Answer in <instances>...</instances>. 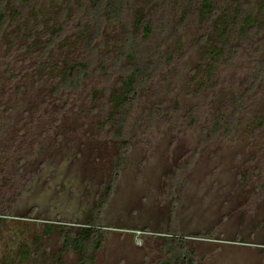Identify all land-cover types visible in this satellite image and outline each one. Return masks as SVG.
Here are the masks:
<instances>
[{
    "label": "rangeland",
    "instance_id": "1",
    "mask_svg": "<svg viewBox=\"0 0 264 264\" xmlns=\"http://www.w3.org/2000/svg\"><path fill=\"white\" fill-rule=\"evenodd\" d=\"M201 1L124 0L121 19L98 31L90 0H7L0 264H77L65 233L98 206L101 244L86 264H164L179 249L192 264H264V0H212L209 18ZM125 27L135 58L119 57ZM79 57L89 74L56 91ZM142 58L156 66L118 139L116 101Z\"/></svg>",
    "mask_w": 264,
    "mask_h": 264
},
{
    "label": "trees",
    "instance_id": "2",
    "mask_svg": "<svg viewBox=\"0 0 264 264\" xmlns=\"http://www.w3.org/2000/svg\"><path fill=\"white\" fill-rule=\"evenodd\" d=\"M91 2V10L89 13V20L94 23L96 30H100L101 25L104 21L107 20H120L123 14V3L124 0H90ZM202 13L204 17H213L215 16L217 10L213 7L212 0H202ZM11 21V14L7 7V0H0V34L5 32L7 26ZM151 25L143 26V30L145 32L146 38H149L150 34L153 32ZM253 32V28H250ZM95 32L96 34L98 33ZM64 36V30L61 27H58L50 34V39L46 43L44 48V53L48 52L49 49L54 47ZM97 35L91 36L86 41V51L87 58L91 60L94 54L93 42ZM203 40V38H201ZM201 39L199 41H201ZM206 39V38H205ZM198 41V42H199ZM204 42L206 40H203ZM119 44V57L129 59L130 57H137L139 55V51L137 49V43L135 38L132 36V33L128 27L123 28L121 31L120 39L118 41ZM223 44V43H222ZM227 49L225 45H222V50ZM261 51L264 52V43L260 46ZM235 48L232 47L230 49V53H234ZM225 52V51H224ZM229 53V54H230ZM220 55V52H216L215 55ZM153 65L156 66L152 62V60H146L142 58L140 62L130 67L128 76L124 81V90L118 95L117 98V110L120 115L119 123H118V135L117 138L120 139V130L123 128V124L128 118L129 113L133 109L138 97L140 95V88L147 84L149 78L152 75ZM152 66V67H150ZM91 68V62H87L82 60V58H78L75 61H72L65 71L62 72L59 83L56 91H62L64 89H77L80 87L82 80L89 74ZM125 146V147H124ZM126 144L121 145L119 154L116 158V163L114 167L113 180L116 181L119 170L121 168V164L125 155L127 153ZM107 188L106 192L109 194L111 191V186ZM104 203V201H102ZM102 211V206H98L95 212V218L91 221L88 226L83 227L79 234H76L74 237L72 233H65L66 237V245L69 249L76 250L79 254V260L77 264H86L91 258L93 252L99 248L101 244V229H99V225L97 224L96 217ZM97 213V214H96ZM97 215V216H96ZM1 219V218H0ZM1 221V220H0ZM164 264H192V260L188 258L185 252H182L180 249L174 253V257L170 261H166Z\"/></svg>",
    "mask_w": 264,
    "mask_h": 264
}]
</instances>
